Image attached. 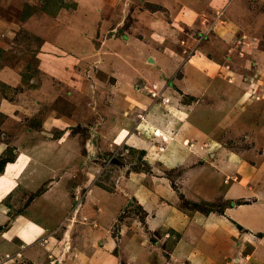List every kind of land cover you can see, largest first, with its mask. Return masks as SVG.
Masks as SVG:
<instances>
[{
    "label": "crops",
    "instance_id": "1",
    "mask_svg": "<svg viewBox=\"0 0 264 264\" xmlns=\"http://www.w3.org/2000/svg\"><path fill=\"white\" fill-rule=\"evenodd\" d=\"M128 1L132 3L134 35H127L122 39H105L101 50L96 56L92 55V59L98 58L103 69L106 67L108 71L112 70L119 78L125 69L130 76L137 75L139 70L154 72L158 80L155 87L168 101L151 102L148 94L146 97L129 91V99L133 103L131 105L121 101L120 95H124V91L121 94L117 92L116 97L121 103L128 104L129 112L133 109L136 115L143 113L147 120L132 122L131 119L126 124L119 115L116 119L110 115V123L114 122L116 126L109 130L107 124L102 125L99 133L103 136L97 151H102V145L104 147L107 144L111 148L125 145L133 152L142 153V162L150 170V178L143 182L141 176L144 173L129 171L130 173H126L128 175L124 174L125 192L137 205L144 208L145 230L148 235L165 236L164 242H169L172 236L174 245L170 252H166L167 257L159 251L156 253L157 248L152 245L145 248L146 246L142 247L135 241L123 249V244L120 243L124 241L121 237L123 229L118 231L117 236H113L110 229L123 200H119V196L106 193L101 195L99 192L97 201L94 202L93 197L98 190L90 189L86 194L87 204H94L86 207L85 213H88L89 207L96 210L88 213L94 224L89 240L86 241V248L75 249L69 254L70 246L63 255L65 260L59 254H53V258L57 259L58 264H122L123 261L126 264H246L247 260L252 261L250 264H264V122L263 119L254 122V117L247 113L246 117L240 118L231 113H223L234 106V88L237 87L232 84L234 82L225 81L227 79L223 78L222 74L227 71L223 65L226 61L232 65L230 68H240L238 66L241 63L237 61L241 60L242 55L237 47L233 51H221L219 44L226 48L227 46L216 36L210 35L206 39L218 40L219 44H199L196 49L192 48L193 42L189 44L190 40L179 45L176 37L180 35L183 27L197 24L199 30L205 31L208 24L214 21V14L223 11L224 18L219 20L210 34L215 33L218 36L221 28L229 30L232 27L235 31L223 34L226 38L228 35L233 39L229 41L239 43L241 38L236 35L239 30H243H238L237 26L245 15L244 0H117L118 4L112 11L108 7H102L95 13L87 8L82 10L89 15L85 19L92 21L97 17L102 18L101 26L105 28L111 26L114 20L119 21L121 13H124L123 7L130 5ZM165 15L169 17L164 19ZM119 25L120 23L117 27ZM146 25L148 35L144 33L145 38L138 36L136 30ZM207 46L212 53L198 54ZM190 52L192 56L185 63L172 61L174 57L182 60ZM218 64H221L220 68ZM178 70L183 72L185 79L182 78L174 84V77L171 79V76ZM230 73V76H235ZM0 82L15 87L19 81L15 75L1 70ZM29 89L33 91L36 88L17 93L13 103L4 99L0 101V114L4 119L0 125V159L4 160L3 158L9 156L0 166V227H3L0 231V253L2 250L5 254L12 252L16 255L20 252L23 260L28 262L42 264L48 261L52 264L47 258L49 256L46 247L53 249L54 242L45 246L42 241L47 239L50 228L59 227L65 219L70 197L66 186L70 185L75 163L78 161L77 148L70 133L78 118L74 112L62 118L54 113H47V116L42 114L40 133L41 136L53 134L52 140L48 141L50 146L40 142L41 136L36 130L22 129L23 126L17 127L16 124L9 128V124L18 121L21 116L26 121L34 116L29 98L24 99V95L28 97L32 93L28 92L31 91ZM43 92L51 95L50 89L46 87ZM65 92L72 94L70 90ZM210 94L213 97H209ZM189 96L198 98L190 101L187 99ZM217 97L221 99L212 101ZM207 114L211 115L205 118ZM214 124L216 126L210 130L209 127ZM232 129L241 133V137L247 141L254 142L245 144V141H239ZM143 130L149 131V136L142 135ZM156 132L160 135H156ZM225 139L233 144L238 142L241 146H226L223 142ZM245 145L247 148H244ZM89 151L92 152V148ZM90 156L86 151L85 159H90ZM7 166L11 167L8 176L5 172ZM172 170L182 172L180 186H183L184 197L197 204H210L220 200V203L226 204L223 205L224 209L220 212L185 213L165 205L163 198L172 200L173 191L168 190L169 180L161 178L158 173ZM209 185L213 188L212 191L207 190L206 186ZM10 186L13 189L3 197ZM29 196L33 197L28 202ZM22 203H25L24 207L18 208ZM172 204L174 205V201ZM73 217L74 211L69 221ZM145 230L144 234H147ZM40 243L44 250L39 246ZM117 245L120 248L116 255ZM248 248L252 249L251 253L244 255V250ZM234 259L236 263L231 262Z\"/></svg>",
    "mask_w": 264,
    "mask_h": 264
},
{
    "label": "rangeland",
    "instance_id": "2",
    "mask_svg": "<svg viewBox=\"0 0 264 264\" xmlns=\"http://www.w3.org/2000/svg\"><path fill=\"white\" fill-rule=\"evenodd\" d=\"M243 2L246 5L244 9L245 15L237 27L238 30L239 28L243 30L245 34L239 30L236 35L237 38H241L239 43L229 41L231 38L228 35L226 38L225 34H223V32L235 31V28L232 27L228 28L229 30L221 28V33L218 31V36L215 33L210 34L213 33L219 20L224 18L223 11H218L214 14V21L208 24L205 31L204 29L199 30L197 24L193 27H183L180 35L176 37L179 45L181 42L186 44L190 40L189 44L193 42L194 47L192 48L194 49L199 44L206 45L209 42L210 45L219 44L220 41L218 40L216 42L213 39H206L210 35V37L216 36L220 38L226 44L227 48L222 46L223 44H219L218 48L221 51L225 49L233 51L237 47V51L242 55L241 60L237 61L241 63V66H238L240 68H230L232 67L230 62L226 63L225 61L223 67L227 71L222 74L223 78L227 79L225 81L234 82L232 84L237 86L234 88L235 107L233 106L223 113L234 114L237 118L246 117L247 113V115L254 117V122L259 119H263L264 122V0H244ZM127 3L130 5L123 7L124 13H121L119 21L114 20L111 26L102 28V18L97 17L92 21L89 18L85 19L88 14L82 9L87 8L88 11L95 13L99 12L102 7V9L108 7L112 11L118 4L117 0H0V71L5 70L15 75L19 81L15 87H10L0 82V101L4 99L9 103H13L17 98V93L26 92L28 88H36L33 91L29 89L31 91L28 92H32L30 96L24 95V99L29 98L30 103L33 105L32 112L34 116L27 119V121L21 116L18 121L16 120L17 123L14 121V123L9 124V128L16 124L17 127L23 126L22 129L30 128L36 130L41 136L40 123L43 119L42 114L47 116V113H54V115L62 118L70 116L71 112H74V115L77 114L75 116L78 118L76 126L70 133L73 138L72 141L77 148L78 161L75 163L76 170L74 169L73 171L74 176L70 179V185L66 186V190L70 192V197L65 219L58 225L59 227L55 228L53 226V228H50L47 239L42 241L45 246L54 242L52 245L53 249L46 247L48 249L47 256H49L47 258L52 264L59 263L52 255L59 254L60 258L63 259L64 253L68 252L70 246L69 254L74 252L75 249L86 248V241L89 240L90 230L93 227L92 224H94L88 213H94L96 210L94 207H89L88 213H85L86 207L94 204H87L88 197H86V194L90 189L98 190V193L94 194V202L97 201L96 198L100 193L101 195L119 196L118 199L123 200V203L121 201V209L117 211L115 222L110 226L113 236H117L118 231L123 229L121 237L124 238V241L120 242L123 244V249L128 248L131 246V242L135 241L136 244L139 243L142 247L146 246L145 248H149L152 245V247L157 248L156 253L159 251L167 257L166 252H170L174 245L172 236H170L171 240L169 242H164L163 238L165 236L148 235L147 230H145L146 215L144 208L137 205L136 201L125 192L124 182H126V176L124 174L128 175L126 173L129 171L144 173V176H141V180H144L143 182H147L150 178V170L142 162V153L133 152L127 149L125 145L111 148L105 143L104 147L102 145L103 150L97 151V146L100 145L99 142L103 136L99 133L102 125L107 124L109 130L116 126L114 122L110 123L111 116L116 119L115 117L119 115V118H122L126 124L131 119L133 120L132 122H144L147 120L143 113L136 115V113H133L135 110L132 109L129 112L127 109L128 104H133L131 99H129L131 98L129 91H134L136 94L146 97V94H148L151 102L160 100L161 103H165L168 101L164 94L158 92L155 87L158 80H156L154 72H142L139 70L137 75L130 76L127 69L122 68L126 71L121 73L123 75L120 74L121 78H119L114 75L115 72L113 73L112 70L108 71L106 67L103 69L101 67L102 62L98 58L92 59V55L96 56L99 53L98 51L101 50V45L105 39L117 37L122 39L127 37V35L128 37L134 35L132 31V3L129 1ZM227 15L228 13L226 12ZM168 17L165 15L164 19ZM93 21L95 22L92 27ZM119 23L120 25L117 27ZM144 33H148L147 25L136 30V34L143 38H145ZM171 37L174 36L171 35ZM213 41L215 42L213 43ZM211 48L213 49V47ZM194 49L191 50L195 51ZM225 51L227 52V50ZM207 52L212 53L213 51L207 46L204 50L201 49L198 54L204 55ZM190 56H192L191 52L182 60L179 57H174L172 61L180 64L185 63L187 59L191 58ZM216 56L219 57L218 54ZM145 66H148V63H145ZM217 66L220 68L221 64ZM229 72H232L235 76H230L231 73L229 74ZM172 77L175 80L174 84H177L185 75L181 70H178L176 74L171 76V79ZM199 81L202 82L201 80ZM45 87L50 89L51 95L44 94ZM66 90H70L72 94L69 95V92H65ZM123 91L124 95L121 94ZM117 92H121V101L128 104H123L119 101L120 99L116 97ZM197 95L198 97L200 96L199 93ZM198 97L189 96L187 99L192 101L193 99L197 100ZM209 97L213 96L210 94ZM220 99V97H217L212 101ZM204 107L207 108L205 104ZM108 109L109 111H107ZM113 112L115 113L114 115L112 114ZM209 115L211 114L205 115V118ZM3 121V115L0 114V125ZM215 126L216 124L209 127V129L212 130ZM47 128L50 129L51 127ZM144 130L142 135L146 134L149 136V131ZM232 130L235 132V129ZM240 134L235 132L234 135L237 136L236 138L239 137V141H245V144L254 142L247 141ZM156 135L159 134L156 132ZM44 136H41L40 142L50 146L48 141L52 140L53 134L46 136L47 138ZM171 138L173 139V134ZM223 142L231 148L233 146H241L238 142L233 144L228 139ZM91 148L92 152L89 151ZM244 148H247L246 145ZM86 151L89 156H92H90V159H85ZM8 157L6 156L3 159L8 160L6 159ZM4 160L0 159V166ZM89 160H92V162L90 163ZM21 163L22 158L20 157L19 164ZM10 168V166H7L5 170L6 176H8ZM180 173L182 172L175 170L158 173L161 178L169 180L170 187L168 190L173 191L172 200L168 197L163 198L165 205L173 206V208L185 213L188 211H200L201 213L220 212L224 209L223 205L226 206V204L220 203V200L210 204H197L192 203L194 201L187 199L186 196L184 197L183 186H180L182 181L180 180ZM157 188H160V186ZM206 188L210 191L213 190L210 185L206 186ZM12 189L13 186L8 187L3 197L9 194ZM32 197L29 196L28 202ZM173 201L174 205L172 204ZM13 202L16 203L15 201ZM24 205L25 203H22L18 208H22ZM73 211V220L69 221ZM2 230L3 227H0V231ZM143 230L147 234H144ZM66 234L67 238L65 239ZM42 243L39 246L44 250ZM99 246L101 247V244ZM92 248L94 249V247ZM119 248L120 245H117L116 255L119 253ZM251 251V248L244 250V255H248ZM5 257L8 258L6 259ZM23 258L20 252L14 255L12 252L5 254L2 250V253H0V264H35V262L23 260ZM231 262L236 263V260H231ZM250 262L252 261L247 260L246 264H250ZM123 263L126 264L125 261ZM42 264L50 263L44 261Z\"/></svg>",
    "mask_w": 264,
    "mask_h": 264
},
{
    "label": "bare ground",
    "instance_id": "3",
    "mask_svg": "<svg viewBox=\"0 0 264 264\" xmlns=\"http://www.w3.org/2000/svg\"><path fill=\"white\" fill-rule=\"evenodd\" d=\"M160 135V134H159ZM158 137V136H157ZM164 141V140H163Z\"/></svg>",
    "mask_w": 264,
    "mask_h": 264
}]
</instances>
